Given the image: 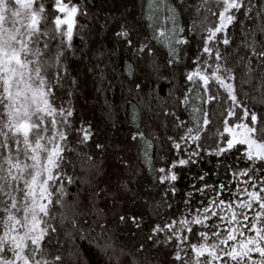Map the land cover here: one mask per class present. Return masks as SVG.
Segmentation results:
<instances>
[{
	"label": "snow or ice",
	"instance_id": "1",
	"mask_svg": "<svg viewBox=\"0 0 264 264\" xmlns=\"http://www.w3.org/2000/svg\"><path fill=\"white\" fill-rule=\"evenodd\" d=\"M53 8L62 15L54 17V27L50 28L42 0H0V264H83L80 241L105 253L112 249L116 264H120L121 255L131 254L121 249L117 255L109 229L99 219L89 224L85 232V217L90 214L85 211L87 205L79 195L73 197L69 192V186L79 179L77 169L84 171L93 160L86 151L92 140L91 127L73 129L74 109L71 100L63 98L65 94L71 97L74 91L66 83L67 61L69 54H75L72 42L81 30L77 16L86 13L72 0H54ZM201 9L216 16L217 21L208 26L204 15L199 24L193 20L188 28L190 33L197 28L203 33L204 59L198 56L197 67L186 76L196 86L195 99L200 104L190 103L192 89L177 98L180 105L190 110V122L164 108L163 115L174 118L175 128L184 129L179 140L172 136L168 139L177 153L182 150L181 141H191L199 148L202 134L212 123L207 106L219 105L222 99L230 101L223 131L218 132L220 136L226 134V146H218L217 154L243 145L250 164L234 173L240 186L233 198L221 199V194L230 190L220 185L208 204L196 210L199 214L191 219L154 222L147 240L172 245L175 264H264V116H258L245 102L250 98L264 105V0H201L196 8L198 15ZM152 10L157 9L153 6ZM167 10L166 19L172 27L160 25L158 32L154 29L153 39L168 47L171 65L180 59L181 49L176 46L187 45L189 40L183 35L185 29L178 23L176 10L170 5ZM238 14L244 20L240 21L241 39L234 44L229 29L237 23ZM149 19L153 17L150 15ZM116 35L129 48L134 47L129 28L122 25ZM146 48L151 56L152 49L146 44L135 48V52L143 54ZM159 68L154 62L150 65L153 73H159ZM134 71L129 64L128 75ZM98 79L103 83V69ZM76 83L72 78L71 84ZM210 83L219 85L226 97L210 88ZM135 87L139 90L140 84ZM150 103L145 102L149 111ZM133 109L138 119L139 111L135 105ZM237 109L241 110L239 115ZM232 117L237 119L234 124L229 123ZM73 131L78 134L70 140ZM138 137L145 139L143 132L132 139ZM145 143L151 146L150 141ZM95 146L103 148L101 144ZM197 155L199 152L193 150L189 157ZM189 162L179 159L167 169L161 167L159 172L164 175L159 182H175L177 174L172 169ZM122 187L127 190V185ZM102 191L98 189L95 195L99 197ZM119 219L143 231L142 215H121ZM194 226L199 228L194 230ZM143 250L141 244L137 251ZM130 264H138L135 256Z\"/></svg>",
	"mask_w": 264,
	"mask_h": 264
},
{
	"label": "trees",
	"instance_id": "2",
	"mask_svg": "<svg viewBox=\"0 0 264 264\" xmlns=\"http://www.w3.org/2000/svg\"><path fill=\"white\" fill-rule=\"evenodd\" d=\"M42 2L48 16V27H54L51 23L55 17L54 0ZM200 2L201 0H156L155 3L154 0H72L86 14L77 16V27L81 30L73 38L75 54H69L67 61L66 83L74 91L71 97L65 94L63 98L65 101L70 99L74 109L71 118L73 129H78L81 125L91 127L92 140L86 151L91 153L93 160L84 171L77 169L79 179L76 184L69 186V192L73 197L79 195L82 203L87 205L85 211L90 214L85 217L88 221L84 225L85 232L89 224L99 219L109 229L108 236L111 237L117 255L121 249L131 254L121 255L120 264H130L132 256L137 258L138 264H175L172 245L147 240L152 224L177 218L191 219L199 214L197 209H202L215 196L220 185H225L230 190L222 193L220 198H233L236 188L240 186L234 173L250 164L244 156L246 146L243 145L217 154L218 146H226V134L220 136L218 132L223 131V121L227 118L226 109L230 101L222 99L219 105L207 106L212 123L208 126L209 130L202 134L198 142L199 148L191 141H181L182 150L177 153L172 141L168 139L172 136L179 140L184 129L175 128L174 118L163 115L164 108L175 111L180 119L190 122V110L180 105L177 98H183L188 89H192L193 99L190 103L200 104L195 99L196 86L188 82L186 76L197 67L195 61L198 56L201 60L204 59L201 55L203 33L199 28L190 33L188 28L193 20L199 24L204 15L208 17V26H214L217 21L216 16L205 13L203 9L197 14L196 8ZM169 5L176 10L178 23L185 29L183 35L189 40L187 45L176 46L181 49L180 59L171 65L168 47L153 39V31L155 29L158 32L160 25L172 27L166 19ZM153 6L157 10L153 11ZM212 7L216 8V5L213 4ZM150 15L153 19H149ZM243 20V16L238 14L237 23L229 29L234 44L241 39L240 21ZM122 25L132 31L133 48H129L116 35ZM141 44L152 49L151 56L147 54V48L143 54L135 52V48ZM220 47L223 48V45ZM153 62L160 66L159 73L151 71L150 65ZM98 64L100 68L96 67ZM129 64L135 69L131 76L128 75ZM100 69L104 72L103 83L98 79ZM208 71L211 72V68ZM72 78L77 81L74 86L71 84ZM137 83L140 84L139 90L135 87ZM209 87L219 90L222 98L226 97L219 85L210 83ZM64 91L66 93L67 88ZM199 92L203 94V88ZM147 101L151 102V111L145 105ZM245 102L258 116H264V105L255 103L250 98ZM133 105L139 111L138 119ZM240 111L237 109V115ZM236 122V117L229 119L230 124ZM188 126L192 125L189 123ZM138 132H143L145 139L138 137L133 140L132 137ZM77 134L73 131L69 139H74ZM145 141H150L151 146L148 147ZM96 144L103 145V148L97 149ZM193 150L198 151L199 155L189 157ZM179 159H189L190 162L172 169L177 174V180L160 183L159 177L164 174L159 169H167L173 161ZM259 178L260 174L257 175V182ZM85 180L90 183H83ZM123 185H127V190ZM205 185L209 187L205 188ZM202 188L203 192L198 191ZM98 189L103 190L99 197L95 195ZM121 215H142L143 231L122 223L119 219ZM212 219L216 220L215 217ZM198 228L199 226H194V230ZM133 232L136 234L132 235ZM80 243L83 248V264H116L112 249L105 253L86 241ZM141 244L144 245V250L138 252ZM52 254H55L54 249Z\"/></svg>",
	"mask_w": 264,
	"mask_h": 264
},
{
	"label": "flooded vegetation",
	"instance_id": "3",
	"mask_svg": "<svg viewBox=\"0 0 264 264\" xmlns=\"http://www.w3.org/2000/svg\"><path fill=\"white\" fill-rule=\"evenodd\" d=\"M53 12H54L55 16L56 15H62V14H59V13L55 12L54 8H53Z\"/></svg>",
	"mask_w": 264,
	"mask_h": 264
}]
</instances>
